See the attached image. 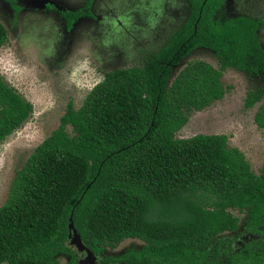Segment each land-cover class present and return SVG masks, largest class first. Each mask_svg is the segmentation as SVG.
I'll return each instance as SVG.
<instances>
[{
	"label": "trees",
	"instance_id": "trees-1",
	"mask_svg": "<svg viewBox=\"0 0 264 264\" xmlns=\"http://www.w3.org/2000/svg\"><path fill=\"white\" fill-rule=\"evenodd\" d=\"M93 2L62 13L72 25L91 14ZM223 3L191 0L186 22L146 65L108 71L80 107L69 102L59 127L16 170L0 206V264H61L62 256L76 264L68 244L71 222L96 252L144 240L143 257L152 264H212L204 260L220 251L213 254L209 245L239 228L233 209L247 212V227L264 236L258 229L264 225V167L257 174L227 134L177 137L193 112L225 97L229 67L256 80L245 106L261 103L254 118L264 129L261 22L223 16ZM7 41L0 21V48ZM198 48L214 51L221 68L190 61L171 80L174 67ZM33 111L0 74V143ZM231 258L222 264H264L258 261L264 250Z\"/></svg>",
	"mask_w": 264,
	"mask_h": 264
},
{
	"label": "rangeland",
	"instance_id": "rangeland-1",
	"mask_svg": "<svg viewBox=\"0 0 264 264\" xmlns=\"http://www.w3.org/2000/svg\"><path fill=\"white\" fill-rule=\"evenodd\" d=\"M45 1L43 5L42 0H17L22 10L16 15L9 0H0V21L8 30V41L0 48V74L34 105L25 124L0 143V206L8 197L16 170L59 127L69 102L80 107L108 71L146 65L190 10L189 0H94V16L81 17L69 28L60 11H76L86 0ZM226 9L230 15L247 14L260 19L259 36L264 46V0H227ZM196 60L216 68L222 66L214 51L198 48L174 67L171 80L188 62ZM223 83L227 88L225 97L193 112L177 137L227 134L230 146L238 147L260 175L264 167V129L257 126L254 117L261 103L252 108L245 106L246 95L257 82L229 67L224 71ZM68 130L72 133V128ZM232 212L240 218V225L238 230L216 238L222 251L235 252L259 238L246 228L247 212ZM74 239L73 234L68 244L84 255L81 261L87 253L79 251L72 243ZM132 243L143 242L127 239L121 248ZM68 262V256L61 257V264ZM89 264H96V257Z\"/></svg>",
	"mask_w": 264,
	"mask_h": 264
},
{
	"label": "flooded vegetation",
	"instance_id": "flooded-vegetation-1",
	"mask_svg": "<svg viewBox=\"0 0 264 264\" xmlns=\"http://www.w3.org/2000/svg\"><path fill=\"white\" fill-rule=\"evenodd\" d=\"M189 2H190V10H191V0H189ZM16 4L20 7L19 10H17V11L15 10V14L18 15V13L22 10V6L17 3V0H16ZM226 5H227V0H224L223 6H222L223 8H222V10L220 12L223 16L247 15V14L230 15L227 12ZM47 6L50 8L51 4H48ZM90 8H92V6ZM190 10H189V13H190ZM65 11H71V10H63V11H60V12L62 13V12H65ZM62 15H63V13H62ZM89 16H91V17L94 16L92 11H91V14L88 15V17ZM188 16H189V14H188ZM188 16H187V18H188ZM247 16H250V15H247ZM250 17H252V16H250ZM187 18L185 19L184 22H186ZM252 18H254V17H252ZM254 19H256V18H254ZM66 20H67V18H66ZM256 20H259L261 22V24H262V21L260 19H256ZM184 22L182 23V25L184 24ZM67 23H68V27L69 28H71L73 26V24L72 25L69 24L68 20H67ZM178 29H176L171 34V36ZM170 37H169V39H170ZM247 223H248V220H247ZM247 223H246V228L251 233H253L254 235H258L259 238L253 239L250 243L246 244L244 247H242L241 249H239V250H237L235 252H231V251H229L227 249L222 251L221 246H220L221 242H219V241L216 242L215 241L216 239H215L214 242H216V243H214V242L211 243L209 245L208 249L213 254L214 253L216 254L217 252L220 251V254L218 256L212 255L210 258L205 259L204 262L205 263H212V264H222V263H229V262L231 263L234 260H236V259H232L231 258V256L236 254V253H239V252H243V253H248V252L259 253V252H262L264 250V240H262L263 237H264L263 234L260 233V231H258V230L255 231V230L247 227ZM258 229L264 230V225L259 226ZM130 239H139V238H130ZM139 240H141L143 242L142 245H138V244H133L132 243V245H130L129 247H126V248L124 247L123 249L121 248V245L123 244L124 241L119 243V244H117L114 247L105 246V247H103L101 249L100 252H96L93 249H91L90 247L89 248L92 250V252L96 256V264H152V262L150 260H145V258L143 257V254H146V251L144 250L146 242L144 240H142V239H139ZM70 247L72 248V252H74V254L76 255V264H79L80 259L84 255L82 253L80 254L72 246H70ZM69 259H70V257H69ZM258 261H264V259L263 260H258ZM248 262L250 264H255L256 263V261H251V260H248Z\"/></svg>",
	"mask_w": 264,
	"mask_h": 264
},
{
	"label": "water",
	"instance_id": "water-1",
	"mask_svg": "<svg viewBox=\"0 0 264 264\" xmlns=\"http://www.w3.org/2000/svg\"><path fill=\"white\" fill-rule=\"evenodd\" d=\"M42 1H43V5L46 4L45 0H42ZM71 220H72V217H71ZM73 234L75 235V239L74 241L72 240V243L74 242L75 244H77L79 251L84 250L87 253L86 258L81 260L79 264H89L90 261L92 260L94 261L96 256L94 255L92 250L84 243L81 235L77 232L76 228L74 227L73 222H71L69 224V238H71Z\"/></svg>",
	"mask_w": 264,
	"mask_h": 264
}]
</instances>
